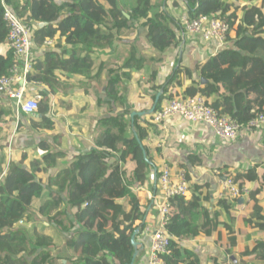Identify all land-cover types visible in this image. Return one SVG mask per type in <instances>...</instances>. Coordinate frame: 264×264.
I'll list each match as a JSON object with an SVG mask.
<instances>
[{
  "label": "trees",
  "instance_id": "1",
  "mask_svg": "<svg viewBox=\"0 0 264 264\" xmlns=\"http://www.w3.org/2000/svg\"><path fill=\"white\" fill-rule=\"evenodd\" d=\"M185 1L191 18L217 15L225 19L230 28L225 47L200 68L201 79L206 83L201 86L200 82L193 81L194 92L187 97L199 94L220 115L242 125L248 124L258 114L264 113V0L259 6L251 7L241 5L244 0L233 4L222 0ZM5 4L20 18H26L35 25L34 45L41 47L46 40L56 39L70 48L63 53L49 51L44 61L34 59L33 72L27 76L28 83L39 90V96H43L39 111L32 116L33 129L37 132L43 128L52 133L56 126L50 117L53 108L50 95L42 91V85L55 93L56 81H60L62 73L88 80L99 78L104 68L101 66L92 77L95 71L92 55H98L114 40H133L143 28L147 41L159 52L165 53L180 43L174 30L178 28L177 20L160 8L153 11L152 0H132L130 3H121V0H5ZM232 31L236 33L235 38L230 36ZM7 36L4 7L0 0V46L6 42ZM19 64L11 52L8 62L4 66L0 63V77L9 76L10 70ZM142 67L143 60L137 59L132 49L122 71L141 70ZM115 73L110 70L106 99L98 103L99 106L107 105L110 110L117 103L123 105V81ZM179 73L180 70L174 71L162 86L152 87L155 92L162 90L156 110L166 101L180 97L173 89L181 87ZM186 76H191L188 71ZM1 99L0 124L13 113L11 108L2 106ZM109 113L99 119L100 133L94 140V146L73 156L68 164L62 165L58 160L66 153L47 150L50 146L45 142L40 145L48 152L42 156L29 158L24 153L21 163L11 159L8 167L0 162V175H3L0 178V264H41L42 259L55 249L51 238L37 234L33 242L23 230L16 229L45 193L37 173H48L55 168L58 169L54 183L57 193L50 194L54 209L59 211L68 205L78 225L66 243L69 255L56 258L61 260L60 264L63 261L65 264L133 263L132 237L138 230L136 222L140 215L131 214L120 200L124 197L133 206L136 196L131 190V182L134 179L145 182L152 169H157L159 178L161 171L151 157L148 141L152 126L150 119L136 116L132 120L130 107L116 115ZM128 164L133 167L130 177L126 170ZM259 168L257 165L229 174V177L240 189L247 182L254 184L248 198L254 208L250 219L245 222L264 233V165L261 172ZM201 188L196 185L194 189ZM229 201L223 199L219 202L227 213L231 208ZM200 209L201 203L196 197L170 200L171 220L167 233L172 241L170 254L162 257L166 264H200L196 254L185 250L182 242L202 234L206 238L217 234L220 238L221 230H225L227 245H222L225 253L232 255L239 248L240 236L234 230V218L231 217L229 223H219V215H216L214 220L208 219L198 227L194 223L199 218L197 212ZM58 213L66 215L65 210ZM71 225L72 228H67L66 232L74 229L75 225ZM27 257L33 258L29 262ZM240 257L242 264H264V242H256L241 251ZM211 264L220 263L212 258Z\"/></svg>",
  "mask_w": 264,
  "mask_h": 264
},
{
  "label": "crops",
  "instance_id": "2",
  "mask_svg": "<svg viewBox=\"0 0 264 264\" xmlns=\"http://www.w3.org/2000/svg\"><path fill=\"white\" fill-rule=\"evenodd\" d=\"M176 1L178 4L175 2L173 4L167 2L160 9L165 10L177 20L178 28H174V30L178 37L180 34L179 45L162 53L145 40L149 44L147 46L153 49L154 53L156 51V53L151 57L152 59L150 58L149 63L147 62L149 59L146 57H136L137 59L143 60L141 70L132 69L131 71H122L130 57L122 60L123 56L121 54H123V50H126L129 54H131L132 49L135 50L137 36H141L143 33L145 36L146 30L143 28L139 29V32L133 40L124 42L117 41L116 39L112 45L106 46L98 55H92L95 63V71L92 77L101 66L104 68L99 78L88 80L79 75L68 77L62 73L59 78L60 81H56L55 93L50 92L47 86L42 85V91H47L50 95L53 107L50 117L55 121V128H57L56 120L58 118L62 119V117L65 118L66 115L71 114L72 110V114H74V117L78 121L76 122L81 123L82 131L74 132L71 136L73 149L76 151L73 156L83 150L91 149L94 146V140L100 133L99 129L94 130V121L100 116L102 118L110 114L109 107L106 110V105H98L100 100L106 99V86L111 78L110 70L117 72L115 74L121 76V80L123 81L121 91L123 105L120 103L113 105L112 114L114 115L129 107L132 113H142L152 109L155 103L154 98L162 92V90L155 92L152 90V87L155 85L162 86L176 70H180L179 80L182 83L180 85L181 87L177 86L173 89L180 97H187L194 92L192 88L193 81L200 82L201 86L206 83L205 80L201 79L200 68L209 58L217 55L215 47L198 37H191L180 30V19L177 18L179 15L178 11L180 8H186L187 11L185 12L188 13L189 5L185 0ZM260 1L244 0L240 4L249 7L259 6ZM225 2L233 4L238 1L227 0ZM230 36L235 38V31H232ZM48 42L50 44L47 45L44 42L42 51H40L41 49L39 50L40 52L34 51V59L39 58L44 61L45 54L49 51L63 53L70 49L69 46H65L63 42L59 43L56 39L48 40ZM138 43L140 42L138 41ZM10 53L6 44L0 46V63L2 66L8 62ZM187 71L191 75L190 78L186 76ZM67 78L69 79L66 81ZM27 89L29 96L34 97L39 95V90L33 84L29 83ZM41 98L43 99V96ZM214 100L215 98L212 99V101ZM64 101L77 103V105L74 104L73 107L71 105L68 106ZM57 102H59L60 107L56 106ZM64 106H66V110H61L64 109ZM67 110L70 111L67 112ZM96 110L99 112L98 114ZM12 112V115L9 117L15 116V108L14 111L12 109ZM16 116L18 120L25 117V115L17 114ZM143 117L150 119L152 125L148 141L151 144V157L153 162L160 168L161 172L165 167H169L174 182H178L180 175L184 174L190 187L185 199L191 200L193 197H196L201 203V209L197 212L199 213V218L194 224L202 227L208 219L214 220L216 215H219V223H229L232 217L234 218V230L240 236L239 248L232 255L226 254L225 249L222 247V245H227L225 230H221V239L217 234H214L211 238H206L202 234L199 237L183 241V248L190 253L196 254L200 259V264H211L212 258L218 259L220 264H242L240 257L241 251L247 250L256 242H264V233L253 229L249 223L245 222V220L250 219V213L253 210V205L250 204V200L248 199L249 194L248 201L245 205H241V201L228 199L230 200L229 203H231L229 213L219 205L220 200L226 199L224 197L223 183L225 179L223 175L229 176V174H234L238 171L252 169L257 165L260 166L259 172L263 170L264 128L244 133L236 143H227L221 141L207 126L187 123L180 117H171L162 125H154L152 123L153 114ZM34 125L35 123H31L32 128ZM41 133L42 136L52 134L43 128ZM44 142H47V140ZM66 149L67 147L64 146L63 150L67 151ZM65 151L63 152L66 153ZM23 154L24 152L22 156ZM68 155L66 153L65 157L62 158H67ZM71 159H69V162ZM132 168V165L128 164L126 166L128 177L131 176L130 172ZM154 174V169H152L145 182H138L135 179L131 182V190L136 196V203L133 206L129 205L128 200L124 199V197L120 200L121 203L127 205L128 211L131 214L138 213L140 215V218L136 222V226L140 229L136 241L139 243L141 253L135 259L134 264H148L151 232H155L159 226V212L155 204L160 197V189L158 188V181L155 180ZM196 185L203 188L196 190L194 189ZM244 188L250 193L254 188V184L247 182ZM250 207L251 211H249ZM73 224L75 227L69 232H66V229L72 228L71 224L68 227L65 225L62 228L63 233L61 234V238L63 243L57 244L55 248L57 253L60 252L59 255L67 254L61 251V249L64 247L67 248V241L78 228L77 222ZM147 231L150 233V236ZM65 263L66 261H63V264Z\"/></svg>",
  "mask_w": 264,
  "mask_h": 264
},
{
  "label": "built area",
  "instance_id": "3",
  "mask_svg": "<svg viewBox=\"0 0 264 264\" xmlns=\"http://www.w3.org/2000/svg\"><path fill=\"white\" fill-rule=\"evenodd\" d=\"M1 1L4 7V22L8 29L7 40L4 44L10 52H13L20 64L10 70L9 76L0 77V98L12 99L16 103L17 115L33 116L39 111L42 99L39 95L29 96L27 90L29 85L27 76L33 72L34 29L36 27L32 21L20 18L5 4V0ZM179 27L183 33L212 44L216 54L225 47L230 33L228 22L217 15H201L191 18L186 13L181 16ZM45 44H50V42L47 40ZM171 117H180L187 123L207 126L221 141L227 143H236L244 133L264 128V113L258 114L248 124L242 125L228 116L220 115L207 103L206 98L199 94L166 101L159 110L153 113L152 123L162 125ZM223 176L225 179L223 187L226 194L224 197L241 201V205H245L248 201V190L240 189L228 175ZM178 180V182L173 181L169 167H165L159 178L157 177L160 197L155 206L159 212V226L155 232H151L148 264H166L162 257L170 254L172 237L167 233V226L171 220L170 200L185 197L190 190L184 174L180 175ZM147 233L150 236L148 231Z\"/></svg>",
  "mask_w": 264,
  "mask_h": 264
},
{
  "label": "rangeland",
  "instance_id": "4",
  "mask_svg": "<svg viewBox=\"0 0 264 264\" xmlns=\"http://www.w3.org/2000/svg\"><path fill=\"white\" fill-rule=\"evenodd\" d=\"M57 1L63 2L64 0H57ZM131 1L132 0H121V3H130ZM152 1L153 4H155L154 5L155 9H153V11H156L157 10L156 8H162L163 5L167 2L170 4H173L174 2L178 4L176 0H152ZM183 9L180 8V10L178 11L179 14L177 16L178 19L181 18L180 16L187 13L185 12L187 11V9L186 8ZM40 27H42V25ZM142 35L141 36L138 35L136 38L137 43L135 46L136 47L135 56L137 58L140 56L146 57L149 59L147 61L149 63L150 58L154 56L156 51L154 53V50L149 48V46H147L149 45L145 41L147 39L145 38L144 33ZM138 41L140 43H138ZM39 50L42 51V46L40 47L35 44L34 51H39ZM122 53H123L121 54V56H123L122 60H124L127 57H131V54H129L126 50H123ZM68 79L69 78H67L66 81ZM1 103L2 106L6 108H11L14 111L16 103L12 99L3 97L1 99ZM64 103L67 104L68 106L71 105L72 107L74 106V104L77 105V103H73V102L64 101ZM56 106L60 107L59 102L56 103ZM106 106L105 109L107 110L108 106L107 108ZM61 110H66V106H64V109ZM68 111L70 110H67V112ZM72 111L71 114L66 115L65 118L62 117V119L58 118L56 120L57 128H55L52 131V134H49L50 136L49 135L42 136L41 132L38 133L31 127V123H34L31 116H25L24 118L18 120L16 116L17 113L15 111L16 113L15 116L4 118V122L0 124V162L3 161L2 163L8 167L11 159L15 160V162L17 163H21L23 152L28 154L29 158L32 157L34 158L36 155L42 156L46 154L48 152L47 150L53 151L54 153L63 152L65 151L63 150L64 146H66L67 147L66 150L68 152L67 151L65 152L69 154L68 157L62 158L60 156L58 160L60 161L61 164H66V163L68 164L69 159H71V157L76 152L73 149L71 136L74 132H81L83 129L82 126L80 125L81 123L80 122L77 123L78 121L76 120V117H74V114H72ZM109 112L112 113V110L109 109ZM96 113L98 114L99 112L96 110ZM98 118L94 121L95 126L92 125L93 127H95L94 129L95 131L98 130V123H99ZM46 140L47 142L45 143H48V145L51 146L48 147L47 150H44V148H42L40 144L44 143V141ZM57 173H58L57 168L51 169L48 173H42V172L37 173L38 180L41 181L43 186L45 187V193L39 200H37L36 204L31 208L29 216L26 217L22 222H20L16 226V229L23 230L28 235L29 239H31V241L33 242L35 241L37 234L51 238L54 244H56L55 248L57 247V244L63 243L61 238L62 236L61 234L63 233L62 230L63 226L67 225L68 227L70 224L76 223L73 217V213L68 208V205H64L63 208L59 211L54 209L52 196L50 194L51 192L57 193V189H56L57 186L54 184ZM2 176L0 175V178ZM62 210L66 211V215H60V213H58ZM249 211H251V207ZM50 216H52L53 218H51ZM61 251H64L67 254H69V250L66 247L61 249ZM59 254L60 252L57 253L56 249L55 250L52 249L48 253V255H46L42 259L41 264H52L53 262L51 263V261L53 259H55L53 260L54 261L53 264H60L61 260L56 259ZM67 254H62V255H67ZM54 255L56 256L54 257ZM32 258L33 257H27V260L30 262Z\"/></svg>",
  "mask_w": 264,
  "mask_h": 264
},
{
  "label": "water",
  "instance_id": "5",
  "mask_svg": "<svg viewBox=\"0 0 264 264\" xmlns=\"http://www.w3.org/2000/svg\"><path fill=\"white\" fill-rule=\"evenodd\" d=\"M125 15H126V17H128L127 14H125ZM128 18H129V17H128ZM161 95H162V92H160V93L157 95L156 100H155V103H154L152 109H150V110L147 111V112H142V113L134 112V113L131 114V119L134 120V118H135L136 116H138V117H143V116H150V115H152V114L156 111V108H157V105H158V103H159V99H160ZM144 155H145V158H146V152H144ZM154 172H155V174H154V175H155V180L157 181V169H154ZM139 233H140V229H138V230L134 233V235H133V237H132V245H133V247H134V255H133V263H132V264H134L135 259H136V258L140 255V253H141V251H140V249H139V243L136 241V237L139 235Z\"/></svg>",
  "mask_w": 264,
  "mask_h": 264
}]
</instances>
